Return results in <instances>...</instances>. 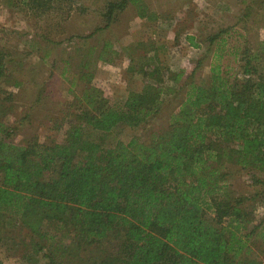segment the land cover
<instances>
[{"label":"trees","instance_id":"16d2710c","mask_svg":"<svg viewBox=\"0 0 264 264\" xmlns=\"http://www.w3.org/2000/svg\"><path fill=\"white\" fill-rule=\"evenodd\" d=\"M12 1L42 18L69 0ZM129 3L107 5L106 27ZM256 59L243 56L233 77L212 65L200 85L167 77L185 89L167 128L149 143L131 139L105 150L85 140V131L109 133L154 118L166 74L161 66L140 69L150 83L119 104L81 75L80 92L55 125L66 126L61 142L16 145L11 128L0 127V218L37 235L38 252L48 243L50 264L58 252L78 255L117 240L116 252L88 264H260L249 257L250 237L264 244V218L248 230L255 208L264 207V75ZM7 63L0 51V80L10 75ZM223 164L246 171L252 191L233 193ZM61 233L70 240L57 246Z\"/></svg>","mask_w":264,"mask_h":264},{"label":"rangeland","instance_id":"374dc122","mask_svg":"<svg viewBox=\"0 0 264 264\" xmlns=\"http://www.w3.org/2000/svg\"><path fill=\"white\" fill-rule=\"evenodd\" d=\"M117 1H64L58 12L36 18L19 2L0 0V51L10 74L0 80V127L11 128V142H61L66 126L57 129L55 125L59 126L80 92L81 75L84 80L90 75L91 85L119 104L150 83L151 78H144L140 69L161 66L166 74L161 111L154 118L138 126L120 125L109 133L85 131V140L104 150L131 139L149 143L162 133L184 99L181 79L200 85L217 64L233 77L246 54L257 57L252 63L264 75V0H133L134 4L114 13L106 27V7ZM175 74L181 75L179 82L167 80ZM225 167L231 174L228 184L233 193L252 191L246 171L224 164L221 171ZM3 217L0 262L50 264L44 257L51 254L49 244L38 252L37 235L31 236L16 219ZM263 218L264 207L259 205L248 230ZM251 238L249 257L264 264L262 238ZM69 240V234L61 233L56 245ZM110 243L78 255L58 252L54 263L88 264L100 252H116L120 240Z\"/></svg>","mask_w":264,"mask_h":264}]
</instances>
